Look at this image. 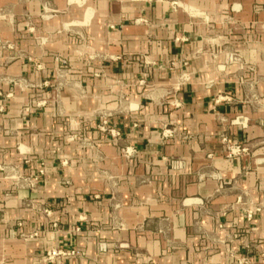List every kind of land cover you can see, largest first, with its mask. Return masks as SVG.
<instances>
[{"label": "crops", "instance_id": "obj_1", "mask_svg": "<svg viewBox=\"0 0 264 264\" xmlns=\"http://www.w3.org/2000/svg\"><path fill=\"white\" fill-rule=\"evenodd\" d=\"M0 164V264H264V0H0Z\"/></svg>", "mask_w": 264, "mask_h": 264}, {"label": "built area", "instance_id": "obj_2", "mask_svg": "<svg viewBox=\"0 0 264 264\" xmlns=\"http://www.w3.org/2000/svg\"><path fill=\"white\" fill-rule=\"evenodd\" d=\"M175 5H178L177 2H173ZM236 60L234 54H230L229 56V61L233 63ZM64 62V61H63ZM230 99V96H220L218 97V101L225 100L228 101ZM175 106H180L181 103L176 101ZM99 129L101 132H104L106 134H109L112 138L117 139L121 136V130L113 127L110 125V122L107 119H104L101 121L99 125ZM171 134V133H170ZM222 141L223 143L226 144L227 147V152L230 157H235V156H241L243 154H247L249 152V148L240 142L232 143V141L227 137L225 134L222 135ZM125 152L128 156H132L138 153V149L136 147H126ZM64 163H67L65 161ZM0 169H3L2 165L0 164ZM248 219H252L253 213L249 212L248 213ZM102 248H106V244H102ZM80 252H78L75 249H69V248H52L46 251L45 253V259L49 262H57L60 260H63L66 257H69L71 255H77ZM246 262V261H244ZM60 264H65L63 261L60 262Z\"/></svg>", "mask_w": 264, "mask_h": 264}, {"label": "rangeland", "instance_id": "obj_3", "mask_svg": "<svg viewBox=\"0 0 264 264\" xmlns=\"http://www.w3.org/2000/svg\"><path fill=\"white\" fill-rule=\"evenodd\" d=\"M232 54H234L235 58H236V60L233 63L239 64L241 69H243V71L248 72L250 74H256L257 73V67L255 65L243 61L241 59V57L239 56V54H237V53H232ZM247 80L249 81L250 86L254 87V85L256 84V80L251 76L248 78L242 77V82L246 83V82H248Z\"/></svg>", "mask_w": 264, "mask_h": 264}]
</instances>
